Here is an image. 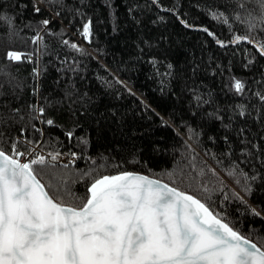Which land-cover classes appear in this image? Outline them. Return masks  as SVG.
I'll return each mask as SVG.
<instances>
[{"label":"snow or ice","instance_id":"1","mask_svg":"<svg viewBox=\"0 0 264 264\" xmlns=\"http://www.w3.org/2000/svg\"><path fill=\"white\" fill-rule=\"evenodd\" d=\"M0 7L6 9L0 13V18L8 23L10 33L15 23L11 12L17 16L30 12L34 18L40 17L30 22L28 27L36 29L31 40L34 44H42L43 51L49 48L45 42L46 34L53 31V24H57L60 44L90 55L78 41L69 39L67 35L69 26L75 25L81 37L92 42L94 21L91 16L85 19L87 5L70 6L69 0H14ZM259 7V13L254 15L244 0H236L235 3L225 0L223 4L214 3L210 13L222 24L235 20L243 22L251 33L261 30V39L256 40L254 36L239 34L233 25L231 31H237V34L233 35L231 43H252L253 50L264 60V0H260ZM128 11L134 12L135 6ZM172 11L177 13L175 8ZM77 13L82 24L76 20ZM177 15L185 26L201 27L216 37L215 43L221 48L229 44L206 26L189 25L182 15ZM135 22L142 23L140 20ZM113 31H119V26L114 25ZM166 39L161 36L157 44ZM140 43L151 44V41L141 40ZM158 55H163L167 64L163 73L159 72L162 63ZM6 57L9 62L20 61L22 53L9 49ZM28 58L32 59L31 55ZM147 59L151 61L155 74L161 77L158 81L160 90L164 92L163 85L167 83L172 96L188 101L189 120L181 118L180 124H176L175 120L161 116L162 123H172L178 131L181 127L187 128L184 156L178 158L179 164L174 162L172 169H162L161 174L168 175L173 181H187V187L192 191L141 172L101 174L95 165L83 169L75 167L78 159L86 153L85 146L90 143V137H77L73 131L75 122L64 131L63 142L60 137L54 138L50 132H45L34 121L39 120L50 127L58 126L53 117L45 119V105H29L26 115L33 131L40 133L39 139L35 136L30 139L25 127L18 129V133L25 134L22 137L19 134L14 138L7 136V128L18 118H25L20 109L13 106L18 99L15 93L23 86V81L9 71L10 63L0 64V76L6 78L0 80V128L5 129L0 133V264H264V224L258 232L253 227L249 235H245L239 226L240 221L233 219L228 211L229 198L246 205L245 195L252 192L256 182L264 185V149H261L259 157L261 170L255 174L245 170L249 167L247 161L250 157H255L252 147L260 149L259 144H252L255 137L247 128L248 109L244 105H219L215 102V90L200 80L202 71L215 73L222 68H209L196 60L173 63L168 55L159 52ZM57 61L60 64L57 71L63 76V79L57 78V83L63 85V91L57 96V90L53 89L51 98L45 99L54 107L68 106L70 115H76L80 111L75 107L77 102L88 98L87 93L79 94L74 79L80 62L74 60L75 66H72L66 63V58L60 60L59 56ZM39 71V68L33 69L34 77ZM100 79L112 87L110 81L103 77ZM114 80L129 94H134L125 81L119 77H114ZM228 87L239 93L244 90L245 83L241 78L230 76ZM205 88L206 91H202ZM38 90L39 85L34 84L33 94ZM256 95L264 105V94L257 92ZM145 105L150 107L147 102ZM193 121L198 122L202 132L194 133ZM261 123L264 124V113ZM103 134V129L98 128L97 135ZM201 136L210 141L222 138L230 146L227 159L231 162L226 167L217 171L207 164L204 167L197 164L195 149L188 141L199 140ZM73 139L80 151L73 150ZM236 148L239 156H236ZM132 155L135 157V152ZM234 156L236 158L232 159ZM87 159L96 160L91 156ZM224 163L216 160L217 165ZM251 167L255 171V165ZM209 172L212 176L205 181L204 177ZM221 172L233 179L245 195L236 188L226 191L228 186ZM79 183L84 185L82 193L74 190ZM217 192L221 195L216 196ZM214 197L224 210L213 208L211 201ZM250 211L253 216L264 218V211L255 207ZM253 232L257 235L256 241L249 238Z\"/></svg>","mask_w":264,"mask_h":264},{"label":"trees","instance_id":"2","mask_svg":"<svg viewBox=\"0 0 264 264\" xmlns=\"http://www.w3.org/2000/svg\"><path fill=\"white\" fill-rule=\"evenodd\" d=\"M6 2L13 3L14 0H0V5ZM232 2L235 3L236 0ZM214 3L223 4L225 0H69L70 6L87 5L84 9L85 19L87 16L93 18L92 42L84 40L75 25L69 26L67 33L69 39L78 41L90 55L75 52L60 44L57 24H53V31L46 34L45 42L49 48L48 51H43L42 44H34L31 40L36 29L28 25L40 17L34 18L30 12L23 16L11 12L15 17L11 33L8 23L0 18V64L10 63L9 71L23 81V86L15 93L18 99L13 102V106L18 107L25 118H18L8 127L7 136L14 138L19 134L22 137L25 134L18 133V129L25 127L26 135L30 139L33 136L39 139L40 133L33 131L26 115L29 105H45L47 107L45 119L51 116L58 124L50 127L39 120L34 121L45 132H50L54 138L60 137L63 142L64 131L71 128L75 122L76 127L73 131L77 137L81 135L90 137V143L85 146L86 153L78 159L75 167L83 169L95 165L101 174H114L118 171L141 172L192 191L193 189L187 187V181H173L168 175L161 174L162 169H172L174 162L179 164L178 158L184 156L183 145L187 139V128L181 127L178 131L172 123L165 125L161 121V116L180 124L181 118L189 120L190 114L187 112V99L181 101L172 96L167 90V83L163 85L165 91L160 90L161 85L158 81L161 77L155 74L151 61L147 59L149 55L159 52L168 55L173 63L183 64L185 59L196 60L197 63L208 65L209 68L223 69L215 73L202 71L200 80L215 90V102L219 105H244L248 109L247 128L251 136L255 137L252 144H259L260 149L252 147L255 157H250L247 161L249 167L245 170L251 174L260 171L262 165L259 157L261 149H264V131H261L264 128V124L261 123L264 105L256 94L257 92L264 94V76L261 75L264 73V60L253 50L252 43L231 41L237 31L241 35L248 34L259 40L261 30L251 33L243 22L235 20L222 24L210 13ZM244 3L248 9L253 10L254 15L259 13L260 0H244ZM133 6L135 11L129 12L128 9ZM173 8L188 21L189 25L206 26L220 39L228 41L227 47L218 46L215 43L216 37L210 36L203 28L185 26L180 22L177 13L172 11ZM4 11L6 9L0 7V13ZM76 20L79 24L83 23L79 13ZM136 20L142 23L137 24ZM114 25L119 26V31H113ZM233 25L237 31H231ZM161 36L167 39L158 45L157 41ZM141 40L151 41V44H141ZM9 49L20 51L21 60L9 62L6 57ZM250 52L252 55H248ZM29 55L32 59L28 58ZM57 56L60 60L66 58V63L72 66H75L74 60L80 62L79 71L74 79L79 94L87 93L88 98L83 102H77L75 107L80 108V111L76 115H70L68 106L54 107L45 99L51 98L53 89L57 90V96L63 91V85L57 83L58 77L63 79L62 74L57 71L60 67ZM158 59L162 63L159 72L163 73L167 64L164 63L163 55H158ZM34 68L40 69L35 77ZM230 76H236L244 81L245 88L242 92L230 90L228 87ZM100 77L110 81L112 87H108ZM114 77L125 81L128 87L133 89L134 94H129ZM4 79H6L4 76H0V80ZM34 84L39 85L37 94L32 92ZM189 86L191 87V83ZM202 91H206V88ZM145 102L150 107H146ZM228 114L231 115V112ZM191 123L194 133L202 132V128L197 126L198 122ZM98 128L103 129V136L97 135ZM4 131V128H0V133ZM188 142L195 149L196 162L200 167L207 164L220 171L221 167H226L231 162L227 159L230 146L226 145L222 138L210 141L206 136H201L199 140L193 139ZM71 145L73 150H81L76 146L75 139L71 141ZM133 152L135 157L132 155ZM239 155V149L236 148V156ZM88 156L95 157L96 160H88ZM217 159L225 163L217 165ZM253 164L255 171L251 167ZM211 176L209 172L204 180L207 181ZM221 176L228 186L226 191L236 188L241 195H245L226 173L221 172ZM74 190L82 193L83 183H79ZM215 195L221 194L217 192ZM245 199L246 205L229 198L228 211L233 219L240 221L239 226L245 235H249L251 228L254 227L258 232L264 224V218L253 216L250 211L251 207L264 211V185L257 181L252 192L245 195ZM211 203L213 208L224 210L222 205L216 203L215 197ZM249 238L256 241V233L253 232Z\"/></svg>","mask_w":264,"mask_h":264},{"label":"water","instance_id":"3","mask_svg":"<svg viewBox=\"0 0 264 264\" xmlns=\"http://www.w3.org/2000/svg\"><path fill=\"white\" fill-rule=\"evenodd\" d=\"M132 172H136V171H132Z\"/></svg>","mask_w":264,"mask_h":264}]
</instances>
